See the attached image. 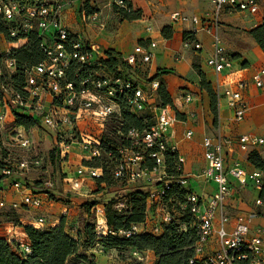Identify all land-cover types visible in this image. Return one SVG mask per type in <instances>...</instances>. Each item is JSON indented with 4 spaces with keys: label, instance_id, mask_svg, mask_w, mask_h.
<instances>
[{
    "label": "built area",
    "instance_id": "2783aa9c",
    "mask_svg": "<svg viewBox=\"0 0 264 264\" xmlns=\"http://www.w3.org/2000/svg\"><path fill=\"white\" fill-rule=\"evenodd\" d=\"M131 0H111L108 4L109 10L114 4L120 9L128 10V3ZM69 2L64 0H0V18L4 21L12 22L9 29V37L12 42L8 48L0 55V129L5 126L8 114L12 111L24 112L38 117L43 127L51 132L59 146L63 141H73L81 139L85 143L84 149L91 150L90 143L84 139V135L78 133V120L85 114L93 115L102 121L107 119L114 112L115 99L118 95H127V101L133 110L148 109L153 113L154 124L143 133L129 132L131 138L130 147H135L136 151H131L126 157L121 156L123 149H117L119 158L113 170V177L117 181L135 182V177L156 173L157 178L148 177L154 183L161 182L160 189L151 188L147 197V207L149 204H156L157 217L160 218L159 225L148 222V213L145 221L141 224H133L127 230H120L117 234L124 238L136 236L142 232L152 234L161 233L162 224L171 220L170 212L162 204L165 191L174 179L168 175L165 151L166 141L171 133L174 122L177 121L175 112H170L168 106L164 107L157 101V82H152L147 90L140 87L135 89L128 79L121 77H107L97 72L96 78L92 77L90 67L101 58H105L104 50L100 45L92 43L83 38L80 33L70 31L63 24L64 8ZM212 10L203 17L185 16L181 12L171 13L170 19L173 22L189 23L192 25L189 31L194 37L198 33L207 34L210 37V50L205 59L206 64L218 77L222 73H231L233 70V59L228 56L227 50L221 39L220 16L223 12L236 13L248 12L254 14L258 10L257 0H211ZM88 23L93 31L100 33L104 30L106 16L101 9H97L90 14H86ZM54 27L52 37L46 32ZM150 30V27L147 28ZM32 31H37L42 39V48L45 53L44 60L36 66L30 67L25 73V84L17 87L13 83L12 75L16 71L15 59L11 57L12 50L22 47L27 39L26 35ZM156 47V43L151 41L148 44H140L134 47L133 53L123 57L125 63L131 67L137 64V58L143 63L151 62L154 54L151 51ZM183 47L198 52L202 49L201 43L194 40H184ZM182 56L176 57V60ZM73 64L76 65L74 75L82 70L87 71V77L82 79L78 85L67 81V70ZM77 70V71H76ZM264 69L256 71L251 77V82L256 87H261ZM248 80L240 77L231 83H220L213 86L216 98H225L227 106L231 111L233 120L240 121L244 118L248 104L244 96L248 88ZM193 101L191 94L184 95V103ZM172 111V110H171ZM14 123V121H13ZM13 128L11 135L12 143L25 155L17 158L11 156L12 151L6 146L0 134V173L6 178H14L8 185L16 193H19V200L13 201L9 205L4 199H0V213L9 207L10 210L38 208L46 194L33 193L22 183L26 173L36 169L44 168V157L40 156L36 145L28 131L21 126ZM170 130V132H169ZM77 132V136L75 133ZM192 131L185 133L186 138L192 136ZM264 144V139L250 135H240L237 137L225 136L219 130L213 135L205 136L202 140L203 157L206 162L205 168L200 173L190 174L203 184L213 182L216 186L212 194L198 195L193 190L186 196V203L192 216V227L195 228V242L193 244V257L190 264L201 262L203 264H264V225L251 227V220L254 214L243 216L230 214L228 206L230 198L234 192L243 191L249 183L259 192L264 191V171L255 168L247 172L240 162V154L251 153L257 145ZM237 145L239 152L235 150ZM157 147V152H148V148ZM172 150L175 147H171ZM145 149V152L140 150ZM236 152L238 154H236ZM5 153V156L3 155ZM58 154L64 158L62 147L58 148ZM121 156V157H120ZM153 162V167L149 169L145 163ZM179 163L183 160L179 157ZM101 168H89L82 166L76 173L77 176L63 178L70 191L79 193L85 178L84 173L91 174L92 177L101 175ZM182 176L177 180L180 185L187 187V177ZM230 179L234 180L233 185ZM45 185L52 188L54 183L47 180ZM152 185V184H150ZM205 193V192H203ZM254 207L264 209V195L258 194L253 201ZM121 211V210H119ZM148 211V209H147ZM66 210L62 212L65 214ZM264 217V212H262ZM58 222V219H57ZM103 222V221H102ZM21 223V222H20ZM149 226H152L148 229ZM10 226L7 231V238L14 242L16 251L29 253L30 248L26 240L21 235L11 233L15 227L12 222H7ZM34 228L42 229L48 224L43 215H39L29 222ZM51 223L49 225H54ZM14 225V224H13ZM183 228V227H182ZM115 234L114 232H110ZM25 235V234H24ZM1 237V236H0ZM148 251V250H147Z\"/></svg>",
    "mask_w": 264,
    "mask_h": 264
},
{
    "label": "rangeland",
    "instance_id": "374dc122",
    "mask_svg": "<svg viewBox=\"0 0 264 264\" xmlns=\"http://www.w3.org/2000/svg\"><path fill=\"white\" fill-rule=\"evenodd\" d=\"M65 2H69L68 5L71 4L72 0H64ZM80 0H76V3H78ZM91 0H83L81 3V8L84 6V4H88L89 8H92L93 10L96 9L95 6H91L96 4V2H101L102 0H94V4H91ZM260 7H264V0H259ZM162 4V5H159ZM210 4V0H156V5H159L160 9H173V10H181L185 11L183 9H188L189 12L193 8L195 9H204L208 7ZM67 5V6H68ZM79 11V10H77ZM82 9H80L79 12V22L78 25L80 28H82V32L80 33L83 38H86V32L84 27L88 23V20L86 18V12L83 17ZM187 13V12H186ZM111 11L109 15L107 16L105 20V26L103 32L99 34V36H93L91 31V35L94 37V39L97 40H105V42H109V40H112V32L117 30L116 27V19L120 20L117 15ZM231 19H227L223 22V30L221 31L222 34H231L233 35V38L236 39V41H230L234 42V44H239L243 48H246L248 46V39L251 38L249 35V27L244 24L243 17L241 15H234L230 16ZM249 18H252L253 16H248ZM66 24V23H65ZM67 25V24H66ZM82 26V27H81ZM150 27L151 32L155 30V24L150 21V23H143V24H130V28L132 29V33H136L139 29ZM166 26V25H165ZM163 26V27H165ZM163 27L160 28V31L163 29ZM54 27H51L50 30L46 32L47 36L52 37L51 34L54 32ZM157 29V28H156ZM149 31V30H148ZM90 35V36H91ZM207 35V34H205ZM208 36V35H207ZM222 36V35H221ZM209 37V36H208ZM210 38V37H209ZM225 38V37H224ZM116 39V38H115ZM114 39V40H115ZM222 39V37H221ZM228 39V38H227ZM168 45L171 47V43H177L179 46L172 47L176 49L175 52L176 55L181 56L178 51L180 44L183 45V41L181 40L180 35H176L175 32H172V37L167 39ZM118 41V39H117ZM223 42V41H222ZM142 44L140 41L135 40L132 38L131 40L123 41V48L125 50V56L133 53L135 45ZM9 43L5 41L2 36H0V55L8 48ZM164 46L163 44L159 43L157 44V47L152 48L151 51L153 52L154 56L151 60V62H154V60L158 59L159 64H161L165 60L169 59H175V52H162ZM187 49V48H185ZM227 53L230 58H235V54H233V57L231 55V52L229 48H227ZM230 51V53H229ZM164 53H169V56H166ZM138 65L134 68H130L129 70H125L126 78L132 79L134 85H137L141 87L144 90L148 89V86L152 82V76L149 77V62L143 63L137 58ZM196 63H199V60H195ZM203 65L205 68L211 70V68L206 64L205 59L202 60ZM206 92V91H205ZM207 93V92H206ZM208 94V93H207ZM122 101V99H120ZM177 101V100H175ZM180 107H176L174 104L173 106L166 105L170 108V112L174 113L176 115V112H179L181 115H183V109L185 106L184 104V97H181L179 99ZM183 103V104H182ZM164 106V107H166ZM114 112L111 114L107 119L101 120L97 119L93 115H87L85 114L78 120V133H81L84 135V139H86L91 146V150L89 151L87 149H84L83 146H85V143L79 140L73 139V141H63L59 146L63 148L64 151V158L60 157L59 154L55 156V164H52L50 161V151L54 148H56L57 141H54V137L51 134L49 130H47L45 127H43L42 123L36 125L35 127H32V129H27L28 134L31 135L33 142L36 145L37 151L40 154V156L44 157V168L42 169H36L29 171L24 175V179H27L30 184H33V186L38 187L37 194H44V191L47 192V197L42 200L41 206L35 209H31L32 211L28 213L26 210L25 213L23 212V209H21V213L14 210L15 213H17V217L22 218V220L29 224V222L32 221V219L36 218L39 215H43L46 218V222L51 224L55 223L54 221L59 219L61 216L65 215L67 222V228L71 227H79V231L81 234V241L79 242L78 250L75 254H73L70 257V261L73 264H156L157 258L155 257L153 252L151 251H138L134 250L130 247H117V248H110L107 246L105 242L104 235L107 234V226L105 225V215L107 209H112V211H116L118 214H126L131 213L132 211V202L133 199L139 198V196H134L133 193L140 191V193H145L147 190L150 189V187L155 188V183L152 180H149L148 177L157 178V174L152 172L150 175L146 176H140L135 177V182H129V181H116L111 180L112 172L115 168V164H113V158L110 155L111 152H113V148L122 149L126 148L127 150L122 151L121 156H127L131 153V151H136L135 147L126 146L125 142L128 141L127 139L131 140V138H128L130 136V133L128 131L127 134H123L119 129L121 127V121H122V111L123 109L126 111H129L136 115L139 118L143 119L144 125L154 123L155 118L152 112H150L148 109L145 110H133L129 105L121 107V103L115 104L114 106ZM172 110V111H171ZM152 113V114H151ZM35 116V115H33ZM12 116L7 117V120L5 122V126L0 129V134L3 139V141L6 143V146L11 149L13 157H18L20 155H25L23 152L20 151V149L15 145V143H12L11 141V135L13 133V128L15 127L14 120H11ZM37 117V116H35ZM177 120H185V114L182 117H177ZM182 123L174 122L173 128L176 129V137L178 141L177 147L178 150H175L176 153L182 156L187 155L185 152H188L189 160L192 161L193 156H195L197 153L192 147H186V142L190 140H183V134L184 130L180 132V126H183ZM172 128V130H173ZM170 132V130H169ZM77 136V132L75 133ZM194 138V137H193ZM170 140L167 138L166 141V147H171ZM56 143V144H55ZM131 144V143H130ZM198 148V146H197ZM131 150V151H130ZM142 153L145 152V149L140 150ZM190 151V154H189ZM110 153V154H109ZM113 152L112 154H114ZM192 153V154H191ZM120 156V157H121ZM185 158H187L185 156ZM75 161L76 163H72V161ZM91 162L92 165H86L84 162ZM199 162V160H198ZM101 168V173L103 174V171H107V182L110 183L109 186H107L106 183H98L96 180V177H92L90 173H84L85 175V182L82 184V187L80 189L79 193L70 191L67 184H65L63 178L68 175V177L77 176L78 174L76 171L81 168L82 166L89 167V168ZM243 167V164H241ZM177 167L175 166L174 162L171 163L170 169L174 170ZM104 176V174H103ZM106 177V175H105ZM53 181L54 187L47 188L45 186L46 181ZM39 183L38 186L34 184V182ZM3 183H5L3 181ZM115 183V184H114ZM150 184H152L150 186ZM210 187H214V183H210ZM9 186L5 184L3 189L6 191L5 196L2 198L6 199L8 198V195L11 194L10 192L7 193ZM187 187L191 188L194 192H196L198 195H202V184L196 180L193 176L190 175V177H187ZM7 188V189H6ZM2 191V192H4ZM12 193H16L14 190H11ZM207 194H212L209 190L207 191ZM258 191L255 190V196H257ZM175 203L172 204L170 201H164L165 208L170 212L171 215V221L175 224H180L183 219H181L185 214L183 213V208L180 206V203L178 202V197H174ZM163 202V201H162ZM8 203V202H7ZM112 203V206L110 205ZM10 204V203H9ZM64 208H68L67 212L65 214H62V211ZM148 209V222L152 223L153 225H159L160 224V218L157 217V211H156V204L151 203L147 207ZM10 208L6 207L1 213H0V236H7V231L9 230L10 226L7 224L5 220V213L9 212ZM119 210H121L119 212ZM69 213V215L67 214ZM185 217V216H184ZM20 221V220H19ZM103 221V222H102ZM148 229H150L152 226H149ZM14 223H12L11 226H16ZM24 224V223H22ZM23 232V229L21 227H15L11 233H14V235L20 236V233ZM144 233V232H142ZM90 234V235H89ZM93 234V237H92ZM157 233L156 235H158ZM153 256V257H152Z\"/></svg>",
    "mask_w": 264,
    "mask_h": 264
},
{
    "label": "trees",
    "instance_id": "16d2710c",
    "mask_svg": "<svg viewBox=\"0 0 264 264\" xmlns=\"http://www.w3.org/2000/svg\"><path fill=\"white\" fill-rule=\"evenodd\" d=\"M11 1L17 2L18 0ZM127 7L128 10L120 9L114 4H112L111 11L122 20L134 21L141 18V10H134L132 8L131 2L128 3ZM81 9L84 10L86 14H90L91 12L95 11L92 8H89L87 3L84 4ZM12 25V22L4 21L0 18V36H2V38L9 43L12 42V39H10L9 37V29L12 27ZM172 32L173 31L171 26L166 25L161 30V35L163 38L169 39L172 37ZM249 35L260 48H264V23L251 29L249 31ZM26 39L27 41L22 47L18 49H13L11 51V57L14 58L16 62V71L12 75V78L14 85L17 87H21L23 84H25L26 70L30 67L38 65L45 58V53L42 48V39L41 37H39L37 31H32L28 33L26 35ZM194 39V35L191 34L189 31L183 32V41ZM103 52L105 58L99 59L98 61H96L95 64L90 67V72L93 78H96L95 72H97L101 75L111 78L121 77L124 79H128L132 83L134 89L136 87H139L137 85H134L132 79L126 78L128 75L126 76L125 70H129L130 68L134 67H131L130 65L125 63L123 56L120 53L116 52L114 49H104ZM137 65L138 61L136 66ZM192 67L200 78L199 84L201 89L205 90L208 93L210 111L216 117L217 107L215 91L213 90L211 83L207 81L205 74L201 71L199 64L194 62ZM76 68V65L73 64L69 67L66 74L67 81L72 82L74 85H78V83L82 79L87 77L88 71H79L77 72L76 76L74 75ZM161 74H163V72L161 69H159L156 75L151 77L152 82H154V80L157 79L158 76ZM131 94L132 93L130 92H126V94L124 93L122 95H118V97L115 99L116 103H121L122 108L124 106H128L129 103L127 101V95ZM156 95L157 101L160 102L162 106H173V100L161 80L158 83ZM120 99H122V101ZM12 113L13 114L10 115L12 116L11 120H14L16 126H21L26 130L32 129V127H35L38 124L40 126V121L38 117L18 111H12ZM121 115L122 121L119 130L123 134H127L128 131L143 133L154 124L150 123L144 125L142 118H139L133 113L124 109ZM176 116L181 117L182 115L179 112H176ZM127 140L128 141H126L125 144L126 146H130L131 140ZM171 147H166L165 160L167 173L168 175L173 177L174 182L171 183L169 185L168 190L165 191L162 204L165 205L164 201H170V203L172 202L173 204L175 203L174 197H178L177 203H180V206H182L183 208V213L185 214V217L183 216L181 219H185H183L180 224H175L171 220L168 223H163L162 231L158 235L148 232L140 233L130 238H124L118 235L117 233L120 230H127L133 224H141L145 221L146 215L148 213L147 197L152 188L150 187V189L147 190V192L145 193H140V191L133 193L134 196H139V198L137 197V199H133V202L131 204L133 209L131 213L118 214L116 213V211H112V209L110 208L107 209L105 215V225L107 226V234L103 237L105 238L107 246H109L110 248L127 246L138 251L148 250L153 252L155 257L157 258L156 264H190L189 260L193 257V244L196 238L194 231L195 228L191 225L192 216L189 211V205L186 203V196L190 193V191H192V189L189 187L182 186L179 184V182H177V180L183 176V173L181 169V164L178 160L179 156L175 151L176 149L172 150ZM112 150L115 153L112 154L113 152H111V154H109L113 158V164L116 165V159L119 158L120 154L118 153L117 148H113ZM157 151V147H152L148 148V151H146L144 154L147 155L148 152ZM49 154L50 161L52 162V164H55V156L58 155L57 144L56 148L52 149ZM3 155L4 157L6 156L5 153H3ZM247 161L250 162L254 167L260 170H264V160H262V158L257 152H251L250 155L247 157ZM172 162H174L175 166L177 165L174 170L170 169ZM84 164L92 165L90 161L84 162ZM145 165L149 169H151L153 167V162L150 160L148 163H145ZM98 167L99 166L97 165V168ZM103 174L101 173V175L97 177L96 180L98 181V183H106L107 186H109L110 183L107 182V171L104 170ZM65 177H68V175ZM5 178L6 177L0 173V190H2L5 186V184H3V181H6L7 184H9L14 180L13 177L10 178V180H7ZM112 179L114 180V182L116 181L117 183V180H115L113 177V172L111 180ZM22 183L25 184L33 193H41L35 190L38 189V187H35L33 186V184H30L27 179H24V177ZM34 184L38 186L39 183H36L35 181ZM162 186L163 183L161 182L155 183V188L157 189H160ZM47 192L48 191H44V194L47 195ZM260 194H264V192H261ZM110 205L112 206V203ZM65 218L66 216L63 215L53 226L47 223L48 225L46 227L42 229H37L30 224L20 223L19 217H17V213H15L13 210H9V212L5 213V220L6 222H12L16 226L21 227L23 229V233L26 236L30 252H18L13 249V247L16 246L14 242H10L5 237H0V264H73L70 261V257L75 254L78 250L79 242L81 241V234L79 231V227H75V225L74 227H71L68 230ZM110 232H114L115 234H111ZM194 264L203 263L195 262Z\"/></svg>",
    "mask_w": 264,
    "mask_h": 264
},
{
    "label": "crops",
    "instance_id": "0c3cea01",
    "mask_svg": "<svg viewBox=\"0 0 264 264\" xmlns=\"http://www.w3.org/2000/svg\"><path fill=\"white\" fill-rule=\"evenodd\" d=\"M82 1L83 0H80L78 3H76V0H72L71 4L64 8L63 12V24L67 28H69L70 31H73L75 33L82 32V28H80V26L78 25L80 19L79 12L81 9ZM110 1L111 0H102L101 2H96V4L93 3L94 0H91L90 2L91 4H94L91 6L96 5V9H101L107 18L109 13H111V11L109 10L110 8L108 7ZM257 4L258 10L254 14H250L248 12H223L220 16V31L223 30V22L226 20V18L229 20L232 18L230 16L234 15H241V17H243V20L245 21L244 24L246 25V27H249L248 31L264 23V7H260L259 0H257ZM131 5L134 10H141L140 19L134 21L122 20L121 18H119L120 20L116 19L117 30L112 32V40H109V42H105L104 39H94V35L99 36V34H101V32L103 31H101L100 33H96L93 31L92 26L87 23L84 27L86 32V39H88L92 43L100 45L103 50L114 49L123 57H127L131 54L130 53L126 56L124 55L125 50L123 48V41L131 40L132 38L137 41H140L142 44H148L149 42L153 41L156 43V47L157 44L161 43L164 46L162 52L173 53L176 51V49L172 47L174 46L177 48L179 44L171 43L172 46L170 47L168 45V40L162 37L160 28L165 25L171 26L172 31L175 32L176 35H180L181 40L183 41V32L190 31L192 25L189 23L173 22L170 19L171 13L178 11L181 12L183 15L189 17H203L206 13H210L212 10L211 0L208 7L204 9L193 8L191 12L188 11V9L190 8L183 9L185 10L184 12L181 10L160 9L159 5L162 4L156 5V0H131ZM81 14L84 17L85 12L82 11ZM248 16L253 17L249 18ZM150 21L155 24V30L153 32H151V30L148 31V29L144 26L143 28L139 29L136 33H132L130 24H143L147 22L150 23ZM89 30L91 31L93 36L89 32ZM229 34H224V32L222 34L221 32L222 41L226 50H228L227 48H229L230 51L233 52L231 53L232 57L233 54L236 55L235 58H232L234 61L233 70L231 73L225 72L216 77L212 70L205 68L202 60L206 59L209 53L210 38L204 33H198L195 36V38L202 45V49L198 52L192 51L190 49H185V47H183V45L181 46L180 44L178 51H180L179 53L181 54L182 59L176 60L177 52H175V59L165 60L161 64H159L158 59H156L154 60V62H151L149 64V77L156 75L159 69L162 70L163 74L159 75L158 78L154 80V82L159 83L161 80L164 83L167 91L169 92L173 100V104L177 108L180 107V104L178 102L181 97H184V95L187 93L193 96V101L189 102L188 104L182 103L185 107L182 108L183 111L181 112H183L182 116H184L185 114V120H177V123L184 124L183 126H180V132L184 130L183 138L181 139V141L190 140L189 142L187 141L186 144H184L185 148L192 147L197 153L195 156H193L195 152H193V154L191 153L193 157L192 161H190L188 158V152H185L187 154L185 155L187 158H185V156L179 155V157L183 160V163L181 164V169L184 176L200 173L201 170L205 168L206 162L203 157L202 140L205 136L213 135L217 130H219L225 136L237 137L240 135H250L260 139H264V83H262V86L258 88L254 85V83L251 82V77L253 76V74L260 69H264V48H260L252 38L248 39V46L246 48H243L239 44L235 45L234 42L230 41H236V39L233 38L232 34L231 36ZM135 46H137V44ZM164 54L166 56H169V53ZM196 59L199 60L198 64L200 66V69L205 74L207 81L211 83L212 88L217 81H219L220 83L227 84L239 79L240 77L248 80L249 86L244 92V96L248 104V110L242 120H233L231 111L227 106V101L223 97L220 99L216 98L217 115L215 117L212 114V112L210 111L209 96L205 92V90L201 89L199 84L200 78L192 67L193 63L196 62ZM262 81H264V75H262ZM187 131H192L193 133L190 138L185 137V133ZM175 134L176 129L173 128V130H171V133L168 136V139L170 140L169 142L171 143V145L175 147L176 150H178V141H176L177 137ZM234 147L235 150L239 152L237 145H235ZM253 151L257 152L262 158V160H264V144L257 145ZM237 152L236 154H238ZM249 155L242 153L239 156L240 162L243 164V168L247 172H251L256 168L250 162L247 161V157ZM72 163L75 164L76 162L73 160ZM230 181L233 185H236L234 180L230 179ZM4 182L5 183L3 184H7L6 181ZM84 182L85 178L83 180V183ZM199 182L202 184V194H206L208 190L211 193L215 191L216 186L210 188L208 186L210 183L213 182H209L207 184H203L202 181ZM8 188L9 189L7 190V193L10 192L11 194L8 195L7 200L2 198L6 194V191H4L5 189L0 190V199H4L6 203L8 202L7 205H9V203L13 201L19 200V193H12L11 190L13 189L10 187ZM255 190L256 189L252 186V184L249 183V185L243 191L239 193L234 192V195L230 198L231 204L228 206L230 214L237 213L243 216L254 214V217L251 220L252 228L256 225H264V217H262V212H264V209H262L261 207H254L253 204L255 198H257L258 194L261 193L257 190L258 194L257 196H255ZM31 209L29 210L30 212L32 211ZM20 210H17V212L21 213ZM65 210L67 212L68 208H64L63 211ZM25 211L26 210L23 209L24 213ZM29 211L28 213H30ZM67 214L69 215V213ZM65 219H68V217ZM19 220L21 223L27 224L22 220V218H19ZM54 222L57 223V220H55ZM20 235L23 238L25 237L23 232H21Z\"/></svg>",
    "mask_w": 264,
    "mask_h": 264
}]
</instances>
